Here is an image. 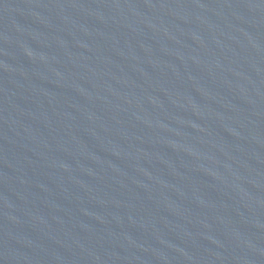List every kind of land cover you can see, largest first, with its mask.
I'll return each mask as SVG.
<instances>
[{
	"label": "water",
	"instance_id": "water-1",
	"mask_svg": "<svg viewBox=\"0 0 264 264\" xmlns=\"http://www.w3.org/2000/svg\"><path fill=\"white\" fill-rule=\"evenodd\" d=\"M0 264H264V0H0Z\"/></svg>",
	"mask_w": 264,
	"mask_h": 264
}]
</instances>
